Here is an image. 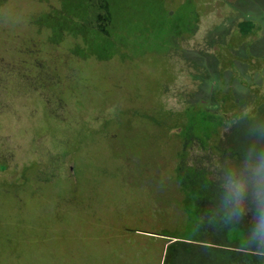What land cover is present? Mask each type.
I'll return each mask as SVG.
<instances>
[{"label": "rangeland", "instance_id": "1", "mask_svg": "<svg viewBox=\"0 0 264 264\" xmlns=\"http://www.w3.org/2000/svg\"><path fill=\"white\" fill-rule=\"evenodd\" d=\"M258 7L0 0V264H264Z\"/></svg>", "mask_w": 264, "mask_h": 264}, {"label": "flooded vegetation", "instance_id": "2", "mask_svg": "<svg viewBox=\"0 0 264 264\" xmlns=\"http://www.w3.org/2000/svg\"><path fill=\"white\" fill-rule=\"evenodd\" d=\"M258 1V0H257ZM259 3V2H258ZM247 11V10H246ZM246 11L244 10V11H241V14H242V20L240 21V22H238V26H239V28H240V25L241 24H252L251 25V29H256V28H258V27H261V26H263V23H264V9H261V8H256V10H254V12H252L251 14H253V15H259V16H252V18H248L249 16L247 15V14H249V13H247V14H245L246 13ZM260 14H262L261 16L262 17H260ZM246 15V16H245ZM250 19H252L253 21H254V23H253V21L252 20H250ZM242 34H247L248 35V33H242ZM193 106H194V104H193ZM202 106H204V105H202ZM254 111H255V109H254ZM254 111H253V113H254ZM256 114H257V112H256ZM249 117L247 116V115H241V117H238V118H236L235 119V121H234V123L236 124V123H238L239 121H241V120H247ZM233 123V124H234ZM231 142V141H230ZM197 166H193V168L195 169ZM180 170H182V169H180ZM180 186H182L181 188H186V187H188V189H193V188H195L194 190H196L197 188L196 187H198V186H202V187H208L207 189H209L210 190V192H211V194L212 195H217L218 194V191H223V190H225L224 192L225 193H228V191L229 190H227L228 188H227V186L228 185H226V184H222V183H218V182H196V181H192V182H181L180 183ZM193 187V188H192ZM232 193V192H231ZM232 195H233V193H232ZM232 197H234V196H232ZM231 197V199H229L228 200V202H232V200L233 199H235V198H232ZM201 202V201H200ZM249 202V201H248ZM202 204V203H201ZM228 204L229 203H226V206H228ZM231 204V203H230ZM241 230H243L244 231V229H242L241 228Z\"/></svg>", "mask_w": 264, "mask_h": 264}, {"label": "trees", "instance_id": "3", "mask_svg": "<svg viewBox=\"0 0 264 264\" xmlns=\"http://www.w3.org/2000/svg\"><path fill=\"white\" fill-rule=\"evenodd\" d=\"M122 27L123 28H119L118 26H113V28H111V34L106 38L108 40V41H106L107 44H110V43L113 44L115 42L114 40H115L116 36L112 37L114 32H116V34H118V35L120 34V40H117V41H130V39L126 38V34L128 33V31L126 29H124L125 26H122ZM133 34H135L134 35L135 37L139 36L137 38H139L141 41H147L146 38H142V35H141L142 32H135ZM229 203H231V202H229ZM231 206H232L231 211L233 212V210H234V212H235L236 210L233 209V204H231ZM243 221H245L246 224L250 225L249 222H251V221H249L248 218L244 219ZM246 224L244 225L245 228H246ZM240 228L244 229L243 227H240ZM242 236H246L245 229L243 231V235ZM253 256L264 257V255H260L259 256V254L258 255H253Z\"/></svg>", "mask_w": 264, "mask_h": 264}]
</instances>
